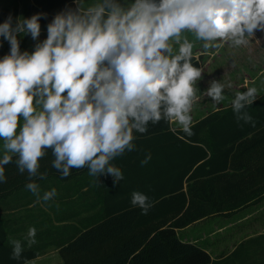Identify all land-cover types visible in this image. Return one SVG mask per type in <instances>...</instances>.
Segmentation results:
<instances>
[{"label":"clouds","instance_id":"9594fccd","mask_svg":"<svg viewBox=\"0 0 264 264\" xmlns=\"http://www.w3.org/2000/svg\"><path fill=\"white\" fill-rule=\"evenodd\" d=\"M47 25L41 35V17L16 18L0 23V47L10 50L0 58V183L5 167L15 163L27 172L26 189L36 202L54 200L57 190L41 194L36 180H45L41 160L50 151L52 168L63 177L72 169L88 175L124 179L112 162L135 150L134 133H146L162 120L194 135L191 115L203 68L193 60V34L203 47L225 43L247 46L264 31V0H73ZM36 41L34 50L21 51V36ZM178 45V49L174 48ZM229 83L227 87H231ZM226 85L212 79L206 95L222 102ZM237 91L231 101L238 124L255 121L246 109L258 98L256 87ZM175 131V129H173ZM15 157V160L13 158ZM151 160L149 153L141 166ZM131 205L148 215L154 206L140 191ZM37 230L24 240L31 248ZM10 259L20 261L25 244L10 241ZM27 264V261L24 262Z\"/></svg>","mask_w":264,"mask_h":264},{"label":"trees","instance_id":"16d2710c","mask_svg":"<svg viewBox=\"0 0 264 264\" xmlns=\"http://www.w3.org/2000/svg\"><path fill=\"white\" fill-rule=\"evenodd\" d=\"M66 7H75L73 0H29L23 17L44 13L40 23L47 27ZM20 40L24 51V36ZM9 50L5 41L0 58ZM193 63L202 67L200 58ZM246 111L255 126L238 124L231 105L194 123V135L190 137L180 129L173 131V126L163 120L149 124L146 133H134L135 150L112 162L121 168L124 179L114 185L110 176H101L100 181L93 177L98 182L101 212L72 235L68 244L60 243L61 251L91 254L84 264H214L207 250L183 241L178 229L264 197V94ZM149 153L150 162L141 166ZM53 159L49 151L40 162V172L47 173V178L64 179L88 171L72 169L63 177L52 168ZM5 177L0 183V264H24L43 252L35 245L28 248L22 240V259H10V241L14 239L3 222L2 204L11 192L30 181L27 172L21 174L14 162L5 167ZM134 191L147 194L153 202L148 215L131 205Z\"/></svg>","mask_w":264,"mask_h":264},{"label":"crops","instance_id":"0c3cea01","mask_svg":"<svg viewBox=\"0 0 264 264\" xmlns=\"http://www.w3.org/2000/svg\"><path fill=\"white\" fill-rule=\"evenodd\" d=\"M6 19L3 18L0 23ZM46 29L47 27H41L39 40L42 41L46 38ZM187 36L190 37L192 34ZM35 43L36 41H33L30 35L24 36V50L33 51ZM194 49V56L199 58L200 55L194 52ZM239 50L242 53L239 58L241 64L235 66V69L240 70L243 78H247L248 87L255 86L253 81L256 77L259 78L257 84L259 87L261 79L264 78V31H257L247 46L236 47V51ZM260 93L264 94V89ZM195 111H197V107L194 105L191 115ZM208 114L196 118L197 120L194 119L193 124ZM172 126L173 129H180L179 125L174 127L173 124ZM2 155L3 150L0 152V157ZM36 182L41 186V194L55 188L57 195L54 200L37 203L36 197L26 189V186L21 187L5 198L2 204V218L11 239L24 240L28 229L35 227L37 234L34 247L43 252L39 256L41 257L51 248L61 250L60 243L68 244L69 238L84 228L92 216L100 214L101 207L97 201L98 182L88 175V171L64 179L51 177ZM261 203H264V197L260 201L251 202L228 215L207 216L185 228L178 229L179 237L183 241L195 243L207 250L215 261L214 264H251L253 261H249L247 256H241L239 261H232L231 257L240 246L252 239H255L256 243L264 241V226L260 227L261 223L258 218V214L264 211V204L259 207ZM233 216H235L234 222L219 224L223 219L229 220ZM220 232L224 234L216 238ZM227 235L232 238H223ZM235 235L238 238L237 242H234L233 239ZM35 259L28 261L27 264L35 263ZM260 261L257 263L254 260V264H264V258L263 261Z\"/></svg>","mask_w":264,"mask_h":264},{"label":"rangeland","instance_id":"374dc122","mask_svg":"<svg viewBox=\"0 0 264 264\" xmlns=\"http://www.w3.org/2000/svg\"><path fill=\"white\" fill-rule=\"evenodd\" d=\"M29 0H0V20L3 18H8L9 14L12 15L13 21L15 23L16 18L23 16V11ZM191 35V33H186ZM188 37V36H187ZM189 40L195 43L194 52L200 55L203 67V79L198 82L197 87V100L194 105L197 107V111L193 112V120L198 119L206 113H211L213 111L226 108L231 106V101L235 97L237 91H246L248 87L247 78L241 76V72L238 69H235V66L241 64L240 57L242 56L241 50L236 51V47L231 44L225 43L223 47L220 48H208L203 47L202 41H196L193 34L188 37ZM195 40V41H193ZM178 45H174V48L177 49ZM234 50V52H232ZM236 51V53H235ZM212 79L219 80L221 83L226 85L224 89L225 99L216 103L210 97L206 95V88L209 86V82ZM259 78H255L253 81L255 86L258 89V97L262 95L260 93L264 89V78L260 81V86L258 87ZM251 82V81H249ZM231 84V87H227L228 84ZM251 87V86H250ZM196 119V120H197ZM177 124H174L176 127ZM3 141L0 140V152H2ZM264 203H261V207ZM234 212V211H232ZM230 212V213H232ZM228 215L229 213H221ZM237 214V213H236ZM219 215V214H218ZM228 218L230 216H227ZM233 216L229 220H222L219 224H226L230 221L234 222ZM259 221L261 226H264V211L258 214ZM256 220V219H255ZM257 221V220H256ZM258 222V221H257ZM218 223V222H217ZM259 223V222H258ZM234 226V224H233ZM224 233L220 232L217 237H221ZM214 238V237H213ZM223 238H232L230 235L224 236ZM234 242L238 241L236 235L233 237ZM259 240V239H258ZM255 239L248 241L245 245L239 247L237 254L231 257L232 261L241 260V256H247L251 264H254V260L258 263L263 261L264 258V241L256 243ZM226 254V253H224ZM251 257V260H250ZM91 259V254L89 253H63L61 250L56 248H51L41 257L35 259V263L32 264H84L86 261ZM255 262V263H256Z\"/></svg>","mask_w":264,"mask_h":264}]
</instances>
